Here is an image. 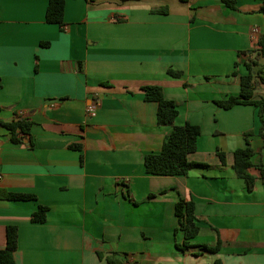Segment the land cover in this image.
I'll return each mask as SVG.
<instances>
[{
    "label": "crops",
    "instance_id": "crops-1",
    "mask_svg": "<svg viewBox=\"0 0 264 264\" xmlns=\"http://www.w3.org/2000/svg\"><path fill=\"white\" fill-rule=\"evenodd\" d=\"M235 1L236 9L223 0H65L61 27L46 21L49 0H0V191L36 196L0 199V249L16 225L17 264H108L114 253L122 264H264L259 110L215 102L239 95L250 60L264 76L252 35H264V0ZM150 84L178 104L176 125L200 126L189 159L209 167L147 173L145 156L159 153L173 129L145 100ZM255 95L264 98L258 80ZM20 113L34 124L14 143L4 124ZM248 131L253 189L234 169ZM179 199L195 202L200 226L187 251L176 247L184 241L175 233ZM41 205L47 220L33 223ZM218 241L216 253L201 248Z\"/></svg>",
    "mask_w": 264,
    "mask_h": 264
},
{
    "label": "trees",
    "instance_id": "trees-1",
    "mask_svg": "<svg viewBox=\"0 0 264 264\" xmlns=\"http://www.w3.org/2000/svg\"><path fill=\"white\" fill-rule=\"evenodd\" d=\"M189 2V0H181ZM230 8L236 9L235 0H223ZM157 13H168V9L154 10ZM264 13V1L261 8ZM65 0H49L46 11V21L52 24L65 26ZM260 52L264 55V35L258 41ZM256 60H250L246 63L247 74L240 75L241 91L239 95L229 96L224 99L216 100V104L223 109H231L237 105H253L258 108L259 118L262 123L260 134L264 133V98H257L255 95V87L257 80L264 85V76L262 69L258 68ZM170 75L181 77L183 74L179 71L169 70ZM235 76L239 74L234 72ZM144 98L146 101L158 104L157 118L158 123L163 126L170 125L173 127L162 150L159 153L147 154L144 164L147 173L160 176H186L196 167H209L207 164L192 162L189 156L197 151L198 139L201 136V128L198 125L186 122L184 125H176L175 122L179 116V107L174 100L165 97L163 87L161 85L150 84L142 87ZM34 122L25 114L16 115V119L10 123L4 124L11 133V140L14 143H21L31 135V129ZM253 131L244 134L245 146L235 151L234 169L238 177L244 179L249 189H253L255 178L250 174L249 170L254 166L253 156L254 149L250 142V136ZM219 157L223 166L226 165V155L219 153ZM0 199L10 201H28L35 200L36 196L26 193H13L0 191ZM47 206H39L38 210L32 215L33 223H45L47 220ZM176 216L178 218V226L175 233L183 232L184 241L176 242V247L181 251H187L194 247L193 239L200 232L198 217L196 214V205L193 200L179 199L176 203ZM19 228L16 225L7 226V243L5 248L0 249V264H17L15 260V251L18 248ZM221 242L215 246L201 245L206 252L216 253L220 250ZM108 264H122L121 255L114 253L106 257ZM216 264H220L217 262Z\"/></svg>",
    "mask_w": 264,
    "mask_h": 264
},
{
    "label": "built area",
    "instance_id": "built-area-1",
    "mask_svg": "<svg viewBox=\"0 0 264 264\" xmlns=\"http://www.w3.org/2000/svg\"><path fill=\"white\" fill-rule=\"evenodd\" d=\"M258 33H259V30L256 28L252 31V35H253V39L254 41H256L258 43V40H259V37H258ZM99 104V99L96 100V103L94 105H90L88 108H87V114L90 116V117H95L96 114H97V105ZM0 180H1V177H0Z\"/></svg>",
    "mask_w": 264,
    "mask_h": 264
}]
</instances>
